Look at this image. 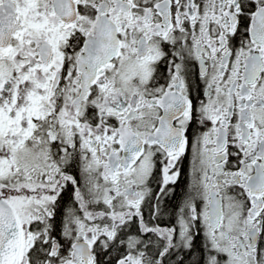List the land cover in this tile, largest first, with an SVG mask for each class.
I'll return each mask as SVG.
<instances>
[{"label": "snow or ice", "instance_id": "1", "mask_svg": "<svg viewBox=\"0 0 264 264\" xmlns=\"http://www.w3.org/2000/svg\"><path fill=\"white\" fill-rule=\"evenodd\" d=\"M0 264H264V0H0Z\"/></svg>", "mask_w": 264, "mask_h": 264}, {"label": "flooded vegetation", "instance_id": "2", "mask_svg": "<svg viewBox=\"0 0 264 264\" xmlns=\"http://www.w3.org/2000/svg\"><path fill=\"white\" fill-rule=\"evenodd\" d=\"M185 167H187V164L185 163Z\"/></svg>", "mask_w": 264, "mask_h": 264}]
</instances>
